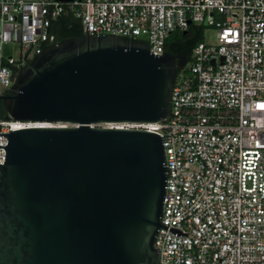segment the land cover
Returning <instances> with one entry per match:
<instances>
[{
  "label": "water",
  "instance_id": "water-1",
  "mask_svg": "<svg viewBox=\"0 0 264 264\" xmlns=\"http://www.w3.org/2000/svg\"><path fill=\"white\" fill-rule=\"evenodd\" d=\"M186 62L84 34L21 69L0 101L10 119L38 126L0 133V264H159L163 139L119 126L166 121Z\"/></svg>",
  "mask_w": 264,
  "mask_h": 264
},
{
  "label": "built area",
  "instance_id": "built-area-1",
  "mask_svg": "<svg viewBox=\"0 0 264 264\" xmlns=\"http://www.w3.org/2000/svg\"><path fill=\"white\" fill-rule=\"evenodd\" d=\"M68 11L83 34L144 42L156 56L174 32L213 31L176 72L170 117L119 127L163 139L161 222L187 236L159 229V264H264V0H0V96ZM15 45L16 56L5 55ZM35 125L0 121V133ZM7 141L0 136V147Z\"/></svg>",
  "mask_w": 264,
  "mask_h": 264
},
{
  "label": "trees",
  "instance_id": "trees-1",
  "mask_svg": "<svg viewBox=\"0 0 264 264\" xmlns=\"http://www.w3.org/2000/svg\"><path fill=\"white\" fill-rule=\"evenodd\" d=\"M48 32L50 39L49 46L84 35L80 21L70 11L53 21ZM202 34L203 28L196 25H191L185 34L174 32L167 39L165 52L173 56L184 52L187 61H189L193 48L202 42ZM127 40L130 41V39ZM176 70L178 72L179 67ZM7 120L11 119L7 116L3 102L0 101V121Z\"/></svg>",
  "mask_w": 264,
  "mask_h": 264
},
{
  "label": "rangeland",
  "instance_id": "rangeland-1",
  "mask_svg": "<svg viewBox=\"0 0 264 264\" xmlns=\"http://www.w3.org/2000/svg\"><path fill=\"white\" fill-rule=\"evenodd\" d=\"M44 1H51V0H44ZM214 38V33L213 31L211 30H205L203 31V34H202V41L204 42H207V43H213V39ZM17 47L18 46H14L13 47V50L10 48V46H5L4 47V52H5V55L9 56V55H12V56H16V50H17ZM190 67V64L189 62L186 64V68L189 69ZM2 92L1 88H0V93Z\"/></svg>",
  "mask_w": 264,
  "mask_h": 264
},
{
  "label": "bare ground",
  "instance_id": "bare-ground-1",
  "mask_svg": "<svg viewBox=\"0 0 264 264\" xmlns=\"http://www.w3.org/2000/svg\"><path fill=\"white\" fill-rule=\"evenodd\" d=\"M35 126H38L37 124Z\"/></svg>",
  "mask_w": 264,
  "mask_h": 264
},
{
  "label": "flooded vegetation",
  "instance_id": "flooded-vegetation-1",
  "mask_svg": "<svg viewBox=\"0 0 264 264\" xmlns=\"http://www.w3.org/2000/svg\"><path fill=\"white\" fill-rule=\"evenodd\" d=\"M166 53V52H165ZM176 62H177V60H176Z\"/></svg>",
  "mask_w": 264,
  "mask_h": 264
}]
</instances>
